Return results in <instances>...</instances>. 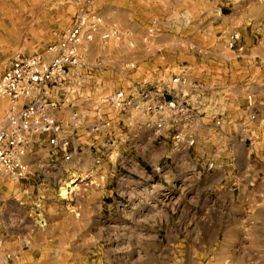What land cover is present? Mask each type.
<instances>
[{
	"label": "rangeland",
	"instance_id": "1",
	"mask_svg": "<svg viewBox=\"0 0 264 264\" xmlns=\"http://www.w3.org/2000/svg\"><path fill=\"white\" fill-rule=\"evenodd\" d=\"M239 9H246L241 0H0V75L16 55L44 53L47 59L46 48L62 39L78 14L91 34L77 45V63L68 67L63 84L47 87L42 96L60 120L69 158L72 151L80 158V171L51 193L34 189L31 199L42 210L32 220L40 226L32 240L18 245L19 252L1 251L0 264H264V223L253 225L262 214L264 222V125L253 126V159L260 162L253 181L243 180L239 195L224 196L217 191L223 183L207 182L199 167H189L195 155L175 166L168 150L157 149L165 138L161 130L153 129L157 138L141 140L135 120L118 118L126 110L129 119L144 113L168 121L166 116L134 105L119 111L107 101L120 90L134 96L140 88L179 93L193 99L192 119L181 129L199 119L221 123L223 113L217 111L233 110L222 100L221 90L231 81L219 76V63L249 59L250 53L253 61L264 62V34L251 32L244 18L236 25L244 43L238 29L223 31L244 13ZM232 32L239 38L229 47ZM175 76L184 82L176 85ZM28 101L0 98V126ZM164 130L171 138L173 131ZM196 132L201 152L206 132ZM119 137L124 142L118 144ZM208 138L217 143L220 135L215 131ZM215 155L225 159L222 149ZM172 166L176 170L169 175L165 171ZM90 167L98 169L94 192ZM28 171L26 176L29 166ZM57 215L63 220L52 219Z\"/></svg>",
	"mask_w": 264,
	"mask_h": 264
},
{
	"label": "crops",
	"instance_id": "2",
	"mask_svg": "<svg viewBox=\"0 0 264 264\" xmlns=\"http://www.w3.org/2000/svg\"><path fill=\"white\" fill-rule=\"evenodd\" d=\"M241 3L246 5L245 10L239 9L244 13L239 12L240 15L235 16L234 22H231L230 26L224 28L223 31L226 32L229 28L238 29L240 32L239 42L244 43L243 29L236 26L237 20H239L238 18H244L246 22L250 23V31L262 36L264 34V0H241ZM256 7H258L257 10H255ZM250 56L252 58H242L234 63H219L218 68H221L219 76L226 78V81H231V84L229 82L221 90L222 100L227 102L233 110V112H230L227 109L228 111L225 112V107H222L221 111H217L223 113L222 117L219 118L221 123H218V125H215L214 122L202 123L199 119L194 127L192 124L182 127L188 135L194 138V144L190 147L177 146L166 130L162 129L160 131L165 138L160 141L159 144L162 145L157 149L165 148L168 150L171 158H175V166L181 159L188 161L195 155V159L190 161L189 167H192V169L199 167L198 173L202 174L201 178L207 182L217 181L218 185L223 183L217 191H220V194L224 196H233L235 193L239 195L241 182L243 180L252 182L253 169L258 167V163L260 164L258 159H253V146H256L253 129L264 125V62L262 60L259 63L256 60L253 61V53H250ZM210 73L214 74L213 71ZM247 96L252 97L254 103L248 105ZM211 99L214 100L215 96L209 98V102ZM229 100H232V103H229ZM191 103H193V99L190 101ZM129 113V110L119 113L118 118L123 123L135 120L139 139L145 140L148 136L157 138L153 133V129H155L153 124L157 120L154 115L146 116L144 113H139L138 115H131L132 117L129 119ZM208 114L206 112L202 119L206 118ZM124 117L125 119H123ZM217 118L218 115H215V119ZM57 121L60 123L58 117ZM75 126L77 127V124ZM200 127H203L206 132L201 152L198 151L200 143L196 132ZM215 131L220 135V140L217 143L211 142V139L208 138ZM62 137L65 138L63 133ZM28 138L29 147L23 159L30 167L31 173L23 179H12L0 175V252L8 251L11 248L19 252L23 247L18 245L29 242V239L32 240L37 232L40 225L32 220V216L36 210H42V208L39 200L33 201L31 199L34 189L38 191L42 188L51 193L58 182L66 180L80 171L81 160L80 158L77 159L76 156L73 157L75 152L72 151V154L69 152L70 158L64 159L66 151L49 144L46 134H33ZM122 140L123 138L119 137L117 143L124 142ZM210 146L214 149L211 152L209 150ZM68 149H70L69 146ZM217 149H222L225 159L221 160L215 155ZM141 150L146 151L147 144ZM140 157L144 159L143 155ZM210 160L213 161L214 166L212 169H207L206 164ZM175 166L165 172L173 175V170H176ZM97 173V167H90L88 178L91 182L89 188L93 190L92 192L97 189ZM250 187L252 188V186ZM226 205H228L227 200L225 201ZM255 212H257V209ZM260 212L264 213V210ZM21 214L26 217L25 220L20 219ZM262 215L261 217L256 216L253 225L264 223ZM63 218L64 216L57 215L52 219L63 220ZM9 244L14 246L10 247Z\"/></svg>",
	"mask_w": 264,
	"mask_h": 264
},
{
	"label": "built area",
	"instance_id": "3",
	"mask_svg": "<svg viewBox=\"0 0 264 264\" xmlns=\"http://www.w3.org/2000/svg\"><path fill=\"white\" fill-rule=\"evenodd\" d=\"M85 22L83 15H76L62 39L46 48L47 59L44 53L16 55L14 63L0 75V98L10 100L29 98L18 111H10L7 125L0 126V174L12 179L26 177L29 171L23 157L29 147L28 137L33 134H46L49 144L66 151L68 140L62 137V127L50 115L42 96L46 93L47 87H60L65 80L68 67L77 63V45L82 39L91 38ZM113 34L114 30L106 31L101 34V38L107 39ZM238 38V33L232 32L229 35L228 46H236ZM129 44L133 43L129 41ZM184 80L182 76L173 78L176 85L182 84ZM107 101L119 111L134 105L141 111L157 114L159 117L164 115L169 120L158 118L153 124L156 130H172L171 138L178 145L190 147L194 144V138L181 129L182 125L192 119L190 99L185 95L140 88L137 96L120 90L110 94ZM247 101L251 103L250 96H247ZM63 158L68 159L69 154L66 152ZM212 165L211 161L208 162L207 168ZM68 186L67 184L66 192L69 191Z\"/></svg>",
	"mask_w": 264,
	"mask_h": 264
},
{
	"label": "bare ground",
	"instance_id": "4",
	"mask_svg": "<svg viewBox=\"0 0 264 264\" xmlns=\"http://www.w3.org/2000/svg\"><path fill=\"white\" fill-rule=\"evenodd\" d=\"M62 192H63V193L65 192V188H62Z\"/></svg>",
	"mask_w": 264,
	"mask_h": 264
}]
</instances>
